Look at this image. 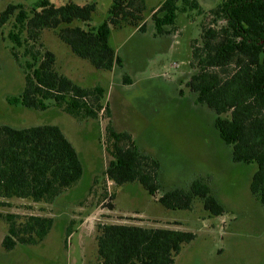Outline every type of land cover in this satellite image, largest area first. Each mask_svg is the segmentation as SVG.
<instances>
[{"label": "rangeland", "instance_id": "rangeland-1", "mask_svg": "<svg viewBox=\"0 0 264 264\" xmlns=\"http://www.w3.org/2000/svg\"><path fill=\"white\" fill-rule=\"evenodd\" d=\"M43 0H0V14L9 4H23L30 11ZM96 4L92 26L109 17L114 0H50ZM165 0H146L149 10ZM209 11L222 0H197ZM148 19V21H147ZM203 16L197 11L176 13L178 33L155 36L151 11L146 30L112 28L111 44L123 60L112 71H97L75 57L55 31H44L42 40L55 53L58 70L84 87L105 89L104 106L97 120H77L51 107L36 111L14 106L9 99L24 89V73L14 59L9 39L12 19L0 27V125L27 128L56 125L76 148L84 166L80 182L53 203L0 199V214L54 220L46 239L38 245L3 247L8 223L0 221V264H99L98 226L107 224L167 228L196 235L176 258V264H264V205L250 191L256 165L235 163L231 147L216 129L217 115L197 103L188 87L192 74L191 44L200 39ZM76 25L84 24L76 22ZM21 55V51L19 57ZM132 134L141 152L159 163L160 190L150 196L138 183L117 186L105 174L112 157L105 149V128ZM203 180L224 208L216 216L204 200L191 210H169L159 203L172 190L188 189ZM70 233V236H68Z\"/></svg>", "mask_w": 264, "mask_h": 264}, {"label": "trees", "instance_id": "trees-1", "mask_svg": "<svg viewBox=\"0 0 264 264\" xmlns=\"http://www.w3.org/2000/svg\"><path fill=\"white\" fill-rule=\"evenodd\" d=\"M96 10V4L71 1L57 6L43 0L30 11L18 3L1 12L0 27L14 20L9 39L25 80L23 91L9 103L36 111L55 107L80 121L97 120L101 112L110 113L103 103L105 89L81 86L61 73L55 53L42 40L44 31H55L75 57L97 71H112L123 63L111 44L112 28L145 32L146 13L151 11L155 36L164 37L178 33V11H197L203 16L201 36L191 44L187 85L197 103L217 115L216 129L231 147L233 161L256 165L250 191L264 205V0H222L208 12L197 0H165L152 10L146 0H114L108 19L98 27L91 25ZM105 149L112 157L105 175L112 182L138 183L156 196L161 188L159 163L141 152L132 134L109 123ZM83 174L79 153L60 127L0 125V199L51 204L76 186ZM197 199L204 200L214 215L225 213L201 179L188 189L164 193L159 203L173 211L191 210ZM3 219L8 223L3 241L7 251L40 244L54 224L42 216L18 221L16 216L0 214ZM98 231L99 264H176L183 247L196 238L192 232L122 224L98 226Z\"/></svg>", "mask_w": 264, "mask_h": 264}, {"label": "crops", "instance_id": "crops-1", "mask_svg": "<svg viewBox=\"0 0 264 264\" xmlns=\"http://www.w3.org/2000/svg\"><path fill=\"white\" fill-rule=\"evenodd\" d=\"M147 21H148V19H147ZM147 21H146V22H147ZM147 23H148V22H147ZM136 29L139 30L138 28H136Z\"/></svg>", "mask_w": 264, "mask_h": 264}]
</instances>
